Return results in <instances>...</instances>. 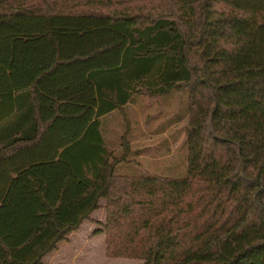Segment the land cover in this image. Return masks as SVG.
<instances>
[{
  "label": "trees",
  "instance_id": "16d2710c",
  "mask_svg": "<svg viewBox=\"0 0 264 264\" xmlns=\"http://www.w3.org/2000/svg\"><path fill=\"white\" fill-rule=\"evenodd\" d=\"M182 88L187 176L118 174L103 117ZM102 207L108 257L264 264V0H0V264Z\"/></svg>",
  "mask_w": 264,
  "mask_h": 264
},
{
  "label": "rangeland",
  "instance_id": "374dc122",
  "mask_svg": "<svg viewBox=\"0 0 264 264\" xmlns=\"http://www.w3.org/2000/svg\"><path fill=\"white\" fill-rule=\"evenodd\" d=\"M189 89L173 90L163 96L136 95L123 109L103 117V135L109 147L121 155L127 141V160L117 165L124 175L185 177L188 174ZM103 205L106 200H103ZM43 264H138L139 258L108 257L106 233H97L106 219L102 207L92 214Z\"/></svg>",
  "mask_w": 264,
  "mask_h": 264
},
{
  "label": "crops",
  "instance_id": "0c3cea01",
  "mask_svg": "<svg viewBox=\"0 0 264 264\" xmlns=\"http://www.w3.org/2000/svg\"><path fill=\"white\" fill-rule=\"evenodd\" d=\"M131 102H132V101H130L128 104H130ZM75 231H76V230H75ZM75 231H74V232H75ZM71 235H72V234H71ZM71 235H70V236H71Z\"/></svg>",
  "mask_w": 264,
  "mask_h": 264
}]
</instances>
